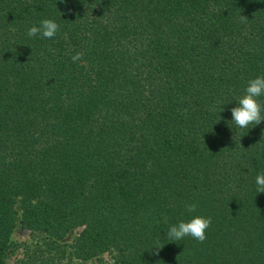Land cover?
<instances>
[{"label":"trees","instance_id":"16d2710c","mask_svg":"<svg viewBox=\"0 0 264 264\" xmlns=\"http://www.w3.org/2000/svg\"><path fill=\"white\" fill-rule=\"evenodd\" d=\"M262 75L264 0H0V264L18 221L80 228L33 264H264V121L231 122Z\"/></svg>","mask_w":264,"mask_h":264},{"label":"clouds","instance_id":"9594fccd","mask_svg":"<svg viewBox=\"0 0 264 264\" xmlns=\"http://www.w3.org/2000/svg\"><path fill=\"white\" fill-rule=\"evenodd\" d=\"M242 20H247L242 16ZM59 31V25L52 19H44L38 26H32L28 29L29 37L37 35L43 38L51 39L56 36ZM83 53L77 52L71 57L72 62L81 61ZM30 59V58H29ZM264 96V75L256 77L248 81L245 94L237 101V107L231 109L232 121L238 128L246 129L249 125H259L264 121V105L260 103V97ZM235 139V137H234ZM149 167L151 164L149 163ZM255 183L257 185V193H264V173L257 175ZM197 210L195 203L187 204L186 211L193 213ZM212 224L211 217L195 216L189 221H180L178 224L172 225L167 231V238L170 241H179L185 237H192L198 242L203 243L206 240V232ZM156 249H160L157 247ZM158 255V252H157Z\"/></svg>","mask_w":264,"mask_h":264},{"label":"rangeland","instance_id":"374dc122","mask_svg":"<svg viewBox=\"0 0 264 264\" xmlns=\"http://www.w3.org/2000/svg\"><path fill=\"white\" fill-rule=\"evenodd\" d=\"M79 231L80 228L72 230L64 238L58 241L55 240L56 242H53L47 240L46 234L38 231H32L18 221L10 237V245L7 251L5 263L33 264V262L37 260L36 254L38 253L39 247H45L46 249L49 248L54 252V250H56L55 247L58 246L64 248L67 255L68 251L70 250V245L73 241V238L78 234ZM112 261L113 254L106 252L99 258L89 261L70 259L69 264H111Z\"/></svg>","mask_w":264,"mask_h":264}]
</instances>
